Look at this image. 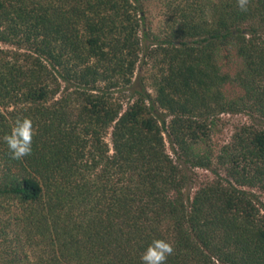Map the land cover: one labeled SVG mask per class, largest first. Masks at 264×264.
I'll list each match as a JSON object with an SVG mask.
<instances>
[{"label":"trees","instance_id":"16d2710c","mask_svg":"<svg viewBox=\"0 0 264 264\" xmlns=\"http://www.w3.org/2000/svg\"><path fill=\"white\" fill-rule=\"evenodd\" d=\"M145 4L0 0V264H142L154 239L264 264V0H167L157 29ZM222 114L249 124L217 147Z\"/></svg>","mask_w":264,"mask_h":264},{"label":"clouds","instance_id":"9594fccd","mask_svg":"<svg viewBox=\"0 0 264 264\" xmlns=\"http://www.w3.org/2000/svg\"><path fill=\"white\" fill-rule=\"evenodd\" d=\"M241 11H248L250 0H236ZM35 134L33 121L29 117H18L10 129L3 136V141L8 147L10 156L20 160L31 155L32 142ZM174 253L171 242L165 239H154L141 256L142 264H165L167 257Z\"/></svg>","mask_w":264,"mask_h":264},{"label":"rangeland","instance_id":"374dc122","mask_svg":"<svg viewBox=\"0 0 264 264\" xmlns=\"http://www.w3.org/2000/svg\"><path fill=\"white\" fill-rule=\"evenodd\" d=\"M147 4V12L146 17L147 21L150 23L152 29H157L165 19V8L164 3L167 0H144ZM145 4V5H146ZM0 48L2 46L0 45ZM232 66V64H231ZM249 124L248 118L243 114L238 115H229V114H222L219 116V121H217V127L215 128L214 134L211 136V144L213 146L220 147L226 143H228L231 139L233 131L235 128ZM108 139V138H107ZM108 141V140H107ZM167 152L169 153L168 145L166 144ZM196 173V186L200 183L207 182L214 178L213 174L210 171L198 169L195 170ZM247 189V188H246ZM196 189L193 188L191 193L193 194ZM252 191L253 193L257 194V196L264 202V193L260 194L259 190L254 189H247ZM36 252H32L29 254L30 263L34 264L37 261V258L34 256Z\"/></svg>","mask_w":264,"mask_h":264}]
</instances>
